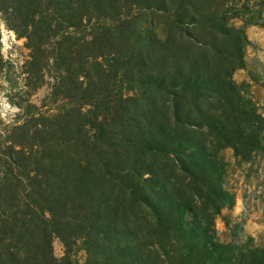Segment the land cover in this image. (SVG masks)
Listing matches in <instances>:
<instances>
[{"label":"trees","instance_id":"16d2710c","mask_svg":"<svg viewBox=\"0 0 264 264\" xmlns=\"http://www.w3.org/2000/svg\"><path fill=\"white\" fill-rule=\"evenodd\" d=\"M240 12L236 0H0V95L16 109L0 112V264H264V246L216 227L232 228L236 204L222 151L264 149V115L234 78L248 69L264 87ZM3 25L25 39L21 64L3 53Z\"/></svg>","mask_w":264,"mask_h":264},{"label":"rangeland","instance_id":"374dc122","mask_svg":"<svg viewBox=\"0 0 264 264\" xmlns=\"http://www.w3.org/2000/svg\"><path fill=\"white\" fill-rule=\"evenodd\" d=\"M241 7L240 16L233 19L232 23L244 26L251 41L247 47L246 58L249 69L260 68L264 64V0H236ZM246 4L249 9L242 8ZM3 53L6 58L18 64L23 63L29 56V49L25 39L18 38L16 34L2 26ZM234 78L238 83H245L248 94L257 104L259 111L264 115V87L251 78L248 69H237ZM46 94V89H41L34 101L40 102ZM0 112L5 117H12L16 109L8 104L0 95ZM225 160L229 163L228 181L236 193V204L232 210H225L232 219V228L229 230L222 218L216 220L218 235L221 240L247 242L252 245L264 246V149L256 151L249 160L234 156L232 149L222 151ZM55 254L64 255L65 248L59 238L54 239ZM85 253L78 255L81 261Z\"/></svg>","mask_w":264,"mask_h":264}]
</instances>
